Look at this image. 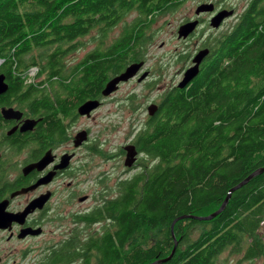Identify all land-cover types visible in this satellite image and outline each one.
I'll return each instance as SVG.
<instances>
[{
  "label": "trees",
  "instance_id": "16d2710c",
  "mask_svg": "<svg viewBox=\"0 0 264 264\" xmlns=\"http://www.w3.org/2000/svg\"><path fill=\"white\" fill-rule=\"evenodd\" d=\"M177 1L0 0V69L11 83L9 92L21 93V105L30 110L35 97L39 107H53L44 93H54L55 84L68 86L78 99L81 87L84 97H100L110 79L140 62L139 32L148 18ZM253 1L211 46L192 84L163 95L157 113L133 139L145 164L119 183L115 198L86 217L87 224L108 219L111 228L83 244L72 238L48 264L78 258L84 264H151L169 256L175 244L163 264H220L223 254L264 264V171L235 190L212 220H178L175 240L171 232L176 218L210 215L229 190L264 168V0ZM131 12L144 24L128 27L101 55L97 46L77 67L64 68L80 40L94 32L101 42ZM30 68L38 69L37 77L44 75L39 84L25 81ZM193 230L199 231L196 239ZM147 233L157 240L143 247Z\"/></svg>",
  "mask_w": 264,
  "mask_h": 264
},
{
  "label": "flooded vegetation",
  "instance_id": "af4514ba",
  "mask_svg": "<svg viewBox=\"0 0 264 264\" xmlns=\"http://www.w3.org/2000/svg\"><path fill=\"white\" fill-rule=\"evenodd\" d=\"M223 4H226L225 0H205L199 3L194 10V19L191 20L194 21L192 23L195 24V28L190 34L198 33L205 27L202 31L204 37L209 34L217 36L224 23L235 15L232 11L218 27H212L211 19L215 15L233 10ZM246 11L247 8L237 23L244 17ZM206 39L212 37L202 40L200 49H203ZM215 44L217 42L213 40L212 46ZM192 61L193 58L185 71L193 66ZM204 62L205 59L200 64V69ZM142 68L129 81L139 80L143 73H147L148 77L149 72L143 71ZM0 78L5 86V91L0 93V264H20L28 251H38L39 256L45 253L44 248L38 250L32 249V246L24 251V243L56 233L66 220L73 225L87 224L86 217L96 211L89 212V209L81 207L91 199V196L82 189L86 183V180L81 178L85 171L82 163L87 156L89 144V130L83 126L85 120L90 119L93 112L103 104V100L112 94L106 98L101 96L100 99L87 98L84 97L85 87H81L82 94L78 99L76 93L67 92L70 90L68 86L55 84L50 88V90L54 88L55 94L44 93L50 96L48 103L53 104V107L50 105L48 108L39 107L41 103L39 98L35 97L32 101L36 108L30 110L28 104L21 105V93L9 92L11 83L6 80V74L2 69ZM40 94L41 91L37 92V96ZM56 98L64 102L60 104ZM82 98L84 101L79 102ZM87 101L99 102V106L91 111L89 117L82 116L77 111L79 106ZM159 103L147 106L146 122L157 113ZM150 106L157 108L152 116L148 113ZM24 127L27 129L23 130ZM80 133H85V139L76 145ZM131 144H134L133 141ZM100 221L96 220L92 224ZM48 224L52 230L47 229ZM54 224H58V227ZM52 253L54 255V252H51L41 263L31 264H48Z\"/></svg>",
  "mask_w": 264,
  "mask_h": 264
},
{
  "label": "rangeland",
  "instance_id": "374dc122",
  "mask_svg": "<svg viewBox=\"0 0 264 264\" xmlns=\"http://www.w3.org/2000/svg\"><path fill=\"white\" fill-rule=\"evenodd\" d=\"M204 1L178 0L175 7L163 12L158 11L161 13L155 12L148 18V24L137 22V13L131 12L118 26L110 30L101 42L98 41L96 33L93 32L79 41L78 50L65 57V69H70L72 65L77 67L84 56L95 50L97 46L98 55H101L108 51L130 26L135 24L139 27L144 24L143 29L139 32V34L141 33L140 38L143 39L140 48V62H143L142 70L149 72V76L142 82L133 79L121 84L114 94L103 100V104L93 112L90 119L85 120L83 126L89 130V144L87 156L82 163L85 171L81 178L86 180L82 189L91 196V199L81 207L89 209V212L103 208L107 201L115 198L120 191L119 183L133 178L140 172L141 164H145L142 155H136L133 165L129 168L126 167L124 165L126 157L124 149L128 145H132L131 143L137 133L143 130L148 117L147 106L158 104L163 95L181 82L182 74L190 64L191 59L201 50L209 51L213 40L215 42L221 41L225 34L237 24L241 14L250 6L252 0H225L226 4L223 6L233 9L227 11V17L232 11L235 15L224 23L217 36L209 34L204 37L202 31L205 27H203L198 33L188 34L185 38L178 39L179 27L194 22L191 21L194 19V10L199 3ZM207 37H212V39H206L207 41L202 46L203 49H200L202 40ZM127 67L122 69L119 74ZM37 73V68H30L26 72L25 81L39 84L44 75L37 77ZM112 76L114 75H108V78ZM54 226L58 227V224H54ZM62 226L52 235H44L38 240L24 243V251L32 246V249L44 248L45 253L39 256L38 251H26L27 253L23 256L20 264L41 263L51 252L63 250L72 238H77V242L83 244L89 238L98 237L104 231L109 230L111 222L103 219L100 223L73 225L69 220H66ZM47 229L52 230L53 228L48 224ZM198 234L199 231L193 230L191 238L196 239ZM144 240L146 241L142 246L149 247L157 240V235L147 233ZM219 262L220 264H253L250 261H244L241 255L230 256L229 254H223ZM261 263V260L256 262V264ZM67 264L84 263L78 258Z\"/></svg>",
  "mask_w": 264,
  "mask_h": 264
},
{
  "label": "water",
  "instance_id": "95a60500",
  "mask_svg": "<svg viewBox=\"0 0 264 264\" xmlns=\"http://www.w3.org/2000/svg\"><path fill=\"white\" fill-rule=\"evenodd\" d=\"M204 7H206V6H204ZM227 15H228V13H226V12H220L217 15H215L211 19V26L212 27H218L219 23L223 20V18L227 17ZM194 28H195L194 23L184 24V25L180 26L179 30H178L177 37L178 38H181V37L185 38L188 34H190L194 30ZM208 52L209 51L204 52L203 50H201L194 56L193 61H192L193 66L188 68L184 72L183 78H182L181 82L178 84V87L180 89L184 88L187 84H189L199 74L200 64L202 63L203 59L208 55ZM142 65H143V62L132 63L122 73H120L119 75L110 79L105 84L104 88L101 91L102 97L106 98V97L110 96L111 94L115 93L117 91V89L119 88V85L121 83H125V82L129 81L130 79H132L133 77L136 76L137 72L142 67ZM147 75H148L147 73H143L140 76L138 81L140 82V81L146 79ZM4 91H5V86L3 85L2 78H0V93H3ZM98 106H99L98 101H87V102L83 103L82 105H80L77 111L80 115H82V116L85 115V116L89 117L91 111L97 109ZM155 110H157V108L155 106H150L148 109L149 115L152 116L154 114ZM26 129L27 128H25V127L23 128V130H26ZM77 138L79 140H78V143L76 145H78L79 143H81L82 140L85 139V133L78 134ZM124 150L126 153V157L124 159V165L129 168L130 166L133 165V162L136 160L137 151L135 150V147L133 145H128L127 147H125ZM263 171H264V168H261L255 172H253L252 174L249 175V177L245 181H243L241 184H239V185L235 186L234 188H232L231 190H229V192H228L225 200L221 204V206L215 212L211 213L210 215L203 216V217L182 216V217L176 218L171 224V232H172L173 239L175 240L172 228L178 220H182V219H186V218H190L192 220H197V221L212 220L214 217L219 215L225 209V207L228 203V200L230 199L231 194L235 190L239 189L241 186H243L245 183H247L251 178H253L257 174L262 173ZM175 247H176V244L174 245L173 249L171 250V253L169 254V256H167L166 258L154 261L151 264H163V263L169 261L175 252Z\"/></svg>",
  "mask_w": 264,
  "mask_h": 264
}]
</instances>
